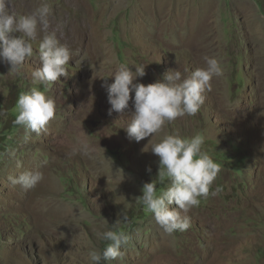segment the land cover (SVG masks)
I'll list each match as a JSON object with an SVG mask.
<instances>
[{
    "label": "rangeland",
    "instance_id": "rangeland-1",
    "mask_svg": "<svg viewBox=\"0 0 264 264\" xmlns=\"http://www.w3.org/2000/svg\"><path fill=\"white\" fill-rule=\"evenodd\" d=\"M44 2L48 31L73 52L70 75L47 90L56 117L37 136L12 121L19 94L43 90L30 79L43 33L21 75L0 61V264H89L88 250L106 246L97 234L109 229L129 240L121 259L101 264H264V0H10L9 10L27 15ZM205 56L223 75L200 111L129 140L132 100L122 117L109 115L101 77L122 63L145 65L134 83L147 85L169 69L188 68L187 76L204 68ZM170 134L205 137L221 169L212 190L222 191L187 213V231L167 234L138 196L146 182H156L157 194L168 186L157 180L150 146ZM81 143L95 148L93 159L70 155ZM33 170L44 174L36 187L9 186V175Z\"/></svg>",
    "mask_w": 264,
    "mask_h": 264
},
{
    "label": "clouds",
    "instance_id": "clouds-1",
    "mask_svg": "<svg viewBox=\"0 0 264 264\" xmlns=\"http://www.w3.org/2000/svg\"><path fill=\"white\" fill-rule=\"evenodd\" d=\"M10 0H0V61L10 65L9 72L19 76L23 72L24 62L34 55L33 42L39 33H43L38 44V60L40 66L30 73L31 82L36 86L30 91L19 94L16 101L17 114L12 121L14 125L23 127L27 133L37 136L46 134L50 121L56 117V102L47 95V90L60 77H69L68 65L72 61L73 52L62 44L55 32H49V17L52 7L44 2L35 11L27 15L10 12ZM19 33V35H15ZM206 67L196 68L189 75L188 68L182 71L169 69L162 81L147 85L135 82L143 77L145 65L136 66L132 71L128 64H120L116 70L102 76V87L108 93L110 108L122 117L127 112L130 99L134 113L125 128L129 140L139 142L159 133L166 123L170 124L177 118L195 116L205 102V93L211 91L213 78L221 77L223 69L215 57H204ZM114 76V82L108 83L106 77ZM134 91V97L130 93ZM6 113L0 109V116ZM28 137L26 136V139ZM205 137L195 134L181 137L179 134L165 135L159 142L152 143L151 152L156 155L159 163L157 180L168 186L157 194L156 182L144 183L142 195L138 203L151 213L155 222L167 234L175 231L184 232L191 227L187 213L198 207L201 198L217 196L222 189L212 190L213 182L220 172V165L203 149ZM80 154L89 159L95 156V148L88 143H81L70 155ZM147 171L150 173L151 168ZM44 179L41 171H24L16 176L9 175L10 187L19 185L23 189H32ZM175 204L177 207L170 208ZM183 213V215H182ZM127 220V215L121 218ZM98 238L106 242L102 251L89 249V264H101L102 260H117L124 256L121 248L129 240L123 230L109 229L98 233Z\"/></svg>",
    "mask_w": 264,
    "mask_h": 264
},
{
    "label": "bare ground",
    "instance_id": "bare-ground-1",
    "mask_svg": "<svg viewBox=\"0 0 264 264\" xmlns=\"http://www.w3.org/2000/svg\"><path fill=\"white\" fill-rule=\"evenodd\" d=\"M80 1H81V0H80ZM80 1L77 0V2H80Z\"/></svg>",
    "mask_w": 264,
    "mask_h": 264
}]
</instances>
